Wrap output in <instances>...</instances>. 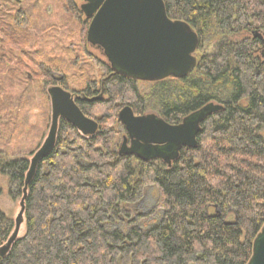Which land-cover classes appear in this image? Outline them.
I'll list each match as a JSON object with an SVG mask.
<instances>
[{
    "label": "trees",
    "instance_id": "obj_1",
    "mask_svg": "<svg viewBox=\"0 0 264 264\" xmlns=\"http://www.w3.org/2000/svg\"><path fill=\"white\" fill-rule=\"evenodd\" d=\"M163 2L171 20L197 34V52L212 42L215 52L201 54L185 79L149 84L145 94L105 67L107 100L76 105L86 117L101 106L109 127L83 137L60 121L55 147L27 187L25 236L0 264H248L264 226V48L254 35L264 40V0ZM210 103L222 111L170 168L118 155L111 126L119 107L176 126ZM28 169L24 159L1 166L12 200L22 197ZM147 188L157 190L152 214L161 218L143 229L135 206ZM12 230L0 212V247Z\"/></svg>",
    "mask_w": 264,
    "mask_h": 264
},
{
    "label": "rangeland",
    "instance_id": "obj_2",
    "mask_svg": "<svg viewBox=\"0 0 264 264\" xmlns=\"http://www.w3.org/2000/svg\"><path fill=\"white\" fill-rule=\"evenodd\" d=\"M3 1L0 0V90H4L5 101L0 104V168L20 159L27 161L29 167L51 127L52 108L47 91L51 87H62L74 101L97 98L104 94L101 86L108 77L105 67L109 65L102 54L86 42L90 20L80 11V0H17L18 3L8 8ZM11 37H15L16 45L8 43ZM215 45V42L205 44L201 52L196 51V59L201 54H213ZM137 83L140 93L149 91V83ZM88 88L90 92L86 94ZM105 100L107 97L103 95L101 101ZM122 108L119 107V112ZM104 113V109L97 106L88 118L97 122L98 128L109 127L106 117L105 125L100 122ZM148 114L157 115L152 111L143 115ZM111 128L116 132L118 152L126 133L120 124ZM8 185L7 176L0 173V212L13 224L11 236L22 197L12 200ZM157 197L156 189L147 188L135 206L136 215L142 217L139 226L143 229L160 221L161 212L152 214ZM25 233L24 217L17 240Z\"/></svg>",
    "mask_w": 264,
    "mask_h": 264
},
{
    "label": "water",
    "instance_id": "obj_3",
    "mask_svg": "<svg viewBox=\"0 0 264 264\" xmlns=\"http://www.w3.org/2000/svg\"><path fill=\"white\" fill-rule=\"evenodd\" d=\"M80 1V11L90 20L86 42L102 54L112 75L153 84L167 79L183 80L195 70L198 36L187 23L167 16L163 0ZM254 35L261 39L264 48V40ZM48 95L52 108L50 131L30 161L15 229L5 246L0 248V258L18 241L27 187L39 163L55 147L58 121H66L83 137H92L98 132L97 122L80 111L68 92L53 87L48 90ZM102 98L101 93L88 101H101ZM222 109L221 105L207 104L186 116L179 125L172 126L157 115L136 116L129 107H124L117 117L126 133L118 155L133 157L143 163L160 161L170 168L181 150L197 148L202 124ZM248 264H264V226L253 241Z\"/></svg>",
    "mask_w": 264,
    "mask_h": 264
},
{
    "label": "flooded vegetation",
    "instance_id": "obj_4",
    "mask_svg": "<svg viewBox=\"0 0 264 264\" xmlns=\"http://www.w3.org/2000/svg\"><path fill=\"white\" fill-rule=\"evenodd\" d=\"M3 2H5L7 8H8V6H12V4H16V3H18L17 0H4ZM18 5H19V4H18ZM6 36H7V35H6ZM9 37H10V36H9ZM9 37H8V39H10ZM14 38H15V37H14ZM14 38L11 37L12 40L9 41L8 43H9V44L16 45V43H15L16 40H15ZM3 39L5 40V38H3ZM5 44H6V43H5ZM261 57L264 59V53L261 54ZM51 88H53V87H51ZM51 88H50V89H51ZM59 88L62 89V87H59ZM62 90H64V89H62ZM47 92H48V91H47ZM4 96H5L4 90H2V91L0 90V104H4V101H5ZM79 100H81V101H85V100H87V101H88V99H85V98H84V99L81 98V99H79ZM76 101H77V100L74 101L75 104H76ZM87 101H86V102H87ZM15 102H17V101H15ZM15 102H13V104H15ZM142 116H143V115H142Z\"/></svg>",
    "mask_w": 264,
    "mask_h": 264
}]
</instances>
